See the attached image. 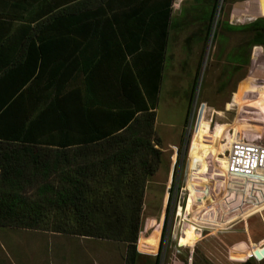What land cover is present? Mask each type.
Here are the masks:
<instances>
[{"label": "trees", "instance_id": "obj_1", "mask_svg": "<svg viewBox=\"0 0 264 264\" xmlns=\"http://www.w3.org/2000/svg\"><path fill=\"white\" fill-rule=\"evenodd\" d=\"M208 1L212 5L208 25L202 34L192 37L195 41L199 37L202 46L217 0ZM163 14L166 28L167 16ZM57 15L51 14L52 21L31 28L20 26L17 33L0 39V68H17L19 77L17 90L0 88V227L122 243L123 264H135L145 183L161 161V152L155 148L160 141L152 129L161 68H155L154 85L148 91L143 71L121 68V80L137 94L129 95L127 88L121 87L127 104L105 107L107 112L95 115L108 122V127L97 123L85 129L78 123L81 128L76 135V119L81 114L78 93L73 79L58 73L59 49L73 47L74 41L59 37ZM223 30L243 36L225 56L233 69L247 66L252 46L264 49V18L239 26L225 24ZM214 37L223 41L218 34ZM165 44L166 32L163 49ZM50 66L53 69L43 75L42 68ZM34 68L38 73L32 78ZM198 68L189 89L184 124ZM73 69L67 68V73ZM11 76L10 71L2 74V78ZM141 95L148 104L138 102ZM172 188L173 180L160 232L157 230L154 264H158L162 248Z\"/></svg>", "mask_w": 264, "mask_h": 264}, {"label": "rangeland", "instance_id": "obj_2", "mask_svg": "<svg viewBox=\"0 0 264 264\" xmlns=\"http://www.w3.org/2000/svg\"><path fill=\"white\" fill-rule=\"evenodd\" d=\"M206 2L186 0L182 3L174 19L176 26L171 28L174 36L164 49L162 80L155 104L162 154L157 171L148 178L142 198L135 247L136 253L141 255L135 264H154L159 240L157 230L160 232L172 180L158 264H242L246 261L264 264V259L260 262L250 259L255 250L264 246V204L237 215L235 218L245 222L229 229L219 227L211 233L199 225L204 220L200 216L208 214L205 210L219 203L223 153L228 142L264 145V49L261 47L262 59L252 62V48H260L252 46L247 66L233 69L225 56L243 36L223 30L225 24L239 26L264 18V0H217L202 46L192 37L202 34L208 25L212 5L209 9L208 0ZM216 34L222 36L223 41L219 42L214 37ZM197 65L196 85L184 124ZM185 149L188 150L187 160ZM225 178L224 175V184ZM200 235L203 237L197 241ZM11 240V236L0 235L4 245ZM172 246L186 248L180 249L177 255Z\"/></svg>", "mask_w": 264, "mask_h": 264}, {"label": "crops", "instance_id": "obj_3", "mask_svg": "<svg viewBox=\"0 0 264 264\" xmlns=\"http://www.w3.org/2000/svg\"><path fill=\"white\" fill-rule=\"evenodd\" d=\"M185 1L0 0V39L14 31L17 33L20 26L31 28L49 20L51 14L58 12L59 37L74 41L73 47L64 46L59 49L58 73L68 74V79H73V88L78 93L77 103L81 106V114L76 119L75 130L78 135L81 128L78 123L85 129H91V126L97 123L99 126L108 127V122L103 123L102 119L95 115L101 111L107 112L105 107L113 108L115 104H127L121 87L125 86L129 95L137 94L135 91L131 93L132 86L125 85L121 80L124 75L123 68H139V71H143V84L148 91L154 85L155 68L159 65V89L164 49L168 41H172L174 32L171 28L176 26L174 19ZM208 7L210 9L209 1ZM164 12L167 16L166 28ZM164 32L166 44L163 49L161 42ZM13 54L15 56L17 52ZM70 67L74 69L67 73V68ZM16 69L0 68V88H19ZM42 69L43 75H48V71L53 68L50 66ZM7 71H10L12 76L9 79L2 78V74ZM37 71L38 68H34L32 78ZM138 87L142 88L139 84ZM150 98L152 100V97ZM140 99L138 96V102L142 106L149 103L146 97ZM156 110L155 107L152 129L161 144L160 133L156 130ZM155 148L162 154L160 146ZM0 235L11 236L13 239L5 242L6 245L0 241V264H123L125 246L118 242L84 237H75L80 238L79 240H67L65 236L56 233L10 227H0ZM38 236L46 240L41 241ZM120 245L124 248L121 249ZM138 255L141 253L138 252Z\"/></svg>", "mask_w": 264, "mask_h": 264}, {"label": "built area", "instance_id": "obj_4", "mask_svg": "<svg viewBox=\"0 0 264 264\" xmlns=\"http://www.w3.org/2000/svg\"><path fill=\"white\" fill-rule=\"evenodd\" d=\"M261 56V47H253L251 51V61L258 62V60L262 59ZM187 151L188 150L185 149V160H187ZM223 161V169L221 170V193L218 199L219 203L213 204L212 207L207 208L205 210L208 211L207 215L202 214V216H200L204 220L201 221L199 225L204 227L205 230L212 231L211 233L216 232V229L219 227L229 229L240 222H245L244 219L241 220L235 217L245 212V210L264 204V145L260 143L249 144L242 141H230L223 153ZM224 175L226 177L225 184L222 182V177H224ZM182 191L183 188L181 189V193ZM181 199L177 209L178 207L180 208ZM195 217H198V215ZM178 221L179 219L177 223ZM227 221H229V223H226ZM202 237L203 236L200 235L197 241ZM172 247L174 250L173 252L177 255L180 249L186 248ZM250 259H253L255 262H260L264 258L258 261L252 256Z\"/></svg>", "mask_w": 264, "mask_h": 264}, {"label": "water", "instance_id": "obj_5", "mask_svg": "<svg viewBox=\"0 0 264 264\" xmlns=\"http://www.w3.org/2000/svg\"><path fill=\"white\" fill-rule=\"evenodd\" d=\"M253 256L258 261L264 258V246H262L259 250H255L253 252Z\"/></svg>", "mask_w": 264, "mask_h": 264}, {"label": "bare ground", "instance_id": "obj_6", "mask_svg": "<svg viewBox=\"0 0 264 264\" xmlns=\"http://www.w3.org/2000/svg\"><path fill=\"white\" fill-rule=\"evenodd\" d=\"M209 125H210V124H207L206 126L209 128ZM221 168H222V166H221Z\"/></svg>", "mask_w": 264, "mask_h": 264}]
</instances>
